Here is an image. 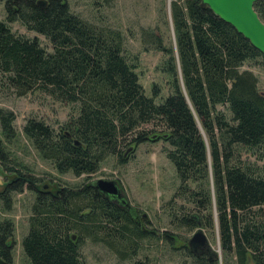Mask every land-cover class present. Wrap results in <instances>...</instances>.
Here are the masks:
<instances>
[{
	"label": "trees",
	"instance_id": "obj_1",
	"mask_svg": "<svg viewBox=\"0 0 264 264\" xmlns=\"http://www.w3.org/2000/svg\"><path fill=\"white\" fill-rule=\"evenodd\" d=\"M39 1L6 0L0 74L17 96L39 91L78 105L77 117L59 131L35 119L26 122L24 135L40 156L59 174L89 177L110 156L124 163L125 154L139 144L164 141L180 181L175 196L197 212L178 219V226L197 228L200 223L218 234L222 261L209 247L196 253L187 248L191 263L264 264V178L235 157L238 147L264 150V93L255 75L241 70L247 62H264V56L200 0H171L176 52L152 33L142 37L146 47L167 58L163 72L170 78L171 93L157 104L159 89L145 95L135 65L123 53L120 32L80 19L64 0H43L44 6ZM254 10L264 23V0ZM16 20L45 37L52 52L37 38L14 34L9 23ZM13 120L12 113L0 111L6 137H12ZM1 164L11 175H4L0 192L5 210L11 208L12 194L24 189L36 193L22 241L29 264H82L84 238L119 252L150 235L139 229L127 201L118 206L93 183L44 191L31 175ZM105 224L112 229L105 232ZM12 237V223L0 220V264L11 262Z\"/></svg>",
	"mask_w": 264,
	"mask_h": 264
},
{
	"label": "rangeland",
	"instance_id": "obj_2",
	"mask_svg": "<svg viewBox=\"0 0 264 264\" xmlns=\"http://www.w3.org/2000/svg\"><path fill=\"white\" fill-rule=\"evenodd\" d=\"M169 1L171 3V0H64L70 12L80 19L120 32L123 53L135 65L145 95L151 97L152 89H159L160 95L155 99L157 104L171 93L170 78L163 72L167 58L150 46L146 47L142 37L145 33H152L161 37L163 44L175 51ZM10 9L15 12L16 7ZM7 11L6 0H0V22L6 20ZM9 26L14 34L29 39L37 38L46 52H52V46L45 37L28 31L19 20L9 23ZM241 70L251 71L258 80L259 91L264 93V62H247ZM2 79L0 74V111L12 113L14 120L12 137L4 135L0 124V192L4 190V175L11 178L1 163H4L5 168L31 175L44 191L52 190L51 187L54 189V185L77 189L98 180L115 181L129 208L136 211L139 229L150 235L125 246L119 252L101 242L93 243L89 238H84L79 246L82 264H192L187 254L188 241L198 228L179 227L178 219L184 215L193 216L197 212L187 200L175 196L180 181L166 156V151L170 149L168 144L161 140L139 144L132 154H125L127 159L124 163H120L116 156H110L89 177L59 174L52 162L40 156L24 135L23 128L29 119H35L59 131L62 125L77 117L78 105L58 102L39 91L17 96L4 86ZM218 110L223 109L218 107ZM235 157L243 167L253 170L255 176L264 178V150L238 147ZM189 185L194 188L193 184ZM35 198V192L24 189L22 193L12 194L9 210H5L0 202V220L10 221L13 225L10 264H29L23 254L22 241L29 230L28 219ZM105 225V232L112 229L109 224ZM201 229L208 239L209 248L222 261L221 252L218 254L217 230L212 234L203 227Z\"/></svg>",
	"mask_w": 264,
	"mask_h": 264
},
{
	"label": "water",
	"instance_id": "obj_3",
	"mask_svg": "<svg viewBox=\"0 0 264 264\" xmlns=\"http://www.w3.org/2000/svg\"><path fill=\"white\" fill-rule=\"evenodd\" d=\"M258 1L260 0H200L205 8L221 21L230 25L236 33L241 35L256 51L264 56V23L254 10V4ZM38 4L44 6L45 1L40 0ZM168 11L170 14V1ZM75 145H78V143L75 142ZM93 186L107 198L125 203V200H120L123 194L117 182L98 180L93 183ZM197 228V232L188 241V246L194 253L209 247L208 239L203 233L200 223H198ZM219 252L220 245L218 244V254ZM0 262L3 263L1 258Z\"/></svg>",
	"mask_w": 264,
	"mask_h": 264
},
{
	"label": "flooded vegetation",
	"instance_id": "obj_4",
	"mask_svg": "<svg viewBox=\"0 0 264 264\" xmlns=\"http://www.w3.org/2000/svg\"><path fill=\"white\" fill-rule=\"evenodd\" d=\"M120 200H125V199H124V197L122 196ZM125 201H126V200H125ZM113 202L116 203L118 206H121V205H120L121 201L116 200V199H113ZM125 203H126V202H125ZM125 205H126V207L129 209L128 204L126 203ZM124 207H125V206H124Z\"/></svg>",
	"mask_w": 264,
	"mask_h": 264
}]
</instances>
